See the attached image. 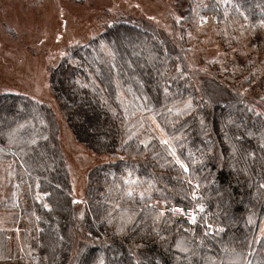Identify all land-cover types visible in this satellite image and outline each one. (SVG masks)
<instances>
[{
  "label": "trees",
  "instance_id": "16d2710c",
  "mask_svg": "<svg viewBox=\"0 0 264 264\" xmlns=\"http://www.w3.org/2000/svg\"><path fill=\"white\" fill-rule=\"evenodd\" d=\"M186 7L173 29L207 16L225 51L208 64L218 93L187 32L170 48L122 19L50 70L75 140L108 156L80 199L47 106L0 93V208L25 250L0 227V264H264V0Z\"/></svg>",
  "mask_w": 264,
  "mask_h": 264
},
{
  "label": "rangeland",
  "instance_id": "374dc122",
  "mask_svg": "<svg viewBox=\"0 0 264 264\" xmlns=\"http://www.w3.org/2000/svg\"><path fill=\"white\" fill-rule=\"evenodd\" d=\"M190 1L0 0V93L27 94L47 106L57 148L65 161L75 198L80 199L84 195L87 171L108 156L96 153L75 140L50 90V70L67 55L70 46L91 39L106 24L122 19L156 32L170 48H179L173 45L177 42L175 33L187 32L189 65L206 72L209 86L218 93L219 85L212 80L209 71L213 68L208 64L219 60L225 51L218 43L207 16L200 19L194 30L180 28L185 24L181 12L186 10ZM179 22L180 27L173 29V23L178 25ZM261 39L258 55L264 51V38ZM245 44L247 47V42ZM10 220L11 213L0 208V227L13 230ZM13 234L18 240V251L23 253L20 228L13 230Z\"/></svg>",
  "mask_w": 264,
  "mask_h": 264
}]
</instances>
